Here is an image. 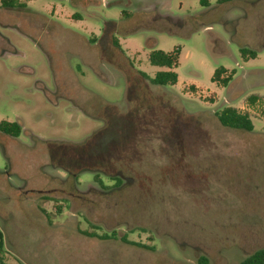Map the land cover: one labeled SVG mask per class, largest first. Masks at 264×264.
Here are the masks:
<instances>
[{
	"label": "rangeland",
	"instance_id": "1",
	"mask_svg": "<svg viewBox=\"0 0 264 264\" xmlns=\"http://www.w3.org/2000/svg\"><path fill=\"white\" fill-rule=\"evenodd\" d=\"M207 2L0 7V122L22 127L0 133V264H239L264 248V0ZM154 50L179 51L175 86L150 83ZM217 68L235 71L225 88ZM224 107L252 131L222 127Z\"/></svg>",
	"mask_w": 264,
	"mask_h": 264
},
{
	"label": "trees",
	"instance_id": "2",
	"mask_svg": "<svg viewBox=\"0 0 264 264\" xmlns=\"http://www.w3.org/2000/svg\"><path fill=\"white\" fill-rule=\"evenodd\" d=\"M236 0H216L218 5H223L226 3H230ZM199 3L203 7H208L207 0H199ZM0 7L7 8V9H14V8H22L24 4L21 3V0H0ZM114 46L118 47V44L114 41ZM240 55L244 61H248L250 59L256 58V52L254 50L248 49L246 47L240 48ZM178 55L179 51L174 50L169 53L162 52L160 50L151 51L148 55V62L149 64L154 67L158 68V70L152 78H149V81L152 85L158 87L164 86H175L178 82V75L174 71L178 65ZM235 74L234 70L227 72L224 68H217L212 76H211V83H216L218 86L225 88L229 82L232 80V76ZM143 75V74H142ZM144 76V75H143ZM247 102L250 106H254L257 102H259V98L256 96H250L247 99ZM261 103L264 105V101L262 100ZM264 116V113H263ZM216 118L219 124L231 130H238L243 132H251L253 129V125L249 116L245 112H240L232 107H224L216 112ZM22 132V127L19 123L13 122L9 123L6 121L0 122V133L7 135L11 138H18ZM97 182L101 186L104 185L99 178L96 176L94 177ZM109 181L113 182V187H119L122 185L123 181L120 178H108ZM59 212L60 209L58 208ZM92 227V226H91ZM96 229L95 227H92ZM89 237H96L101 240H107L114 238V233H103L102 235H97L96 233H83ZM122 242L130 243L125 239V236L120 238ZM132 244V243H130ZM4 241H3V234L0 231V254L3 251ZM1 261V258H0ZM202 264H206V260L202 258ZM239 264H264V248L259 249L252 254L243 258Z\"/></svg>",
	"mask_w": 264,
	"mask_h": 264
}]
</instances>
